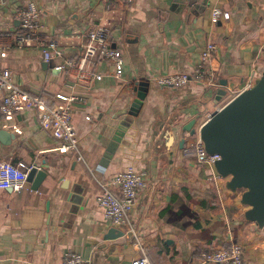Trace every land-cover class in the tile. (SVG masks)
I'll return each mask as SVG.
<instances>
[{
    "label": "crops",
    "instance_id": "0c3cea01",
    "mask_svg": "<svg viewBox=\"0 0 264 264\" xmlns=\"http://www.w3.org/2000/svg\"><path fill=\"white\" fill-rule=\"evenodd\" d=\"M30 1L41 11L43 35L61 52L48 62L40 45L17 48L6 36ZM214 8L230 18L212 24ZM100 22L122 54L123 77L98 60L93 71L101 80H77L68 62L83 56L85 34ZM209 43L220 86L156 84L191 75ZM0 47V71L13 85L48 105L57 93L80 99L72 113L79 155L58 150L34 109L0 117V161L46 172L36 190L27 180L18 192L0 189V264H62L65 252L81 254L82 264H132L140 256L149 264H202V252L231 242L243 246L244 264H264V228L244 219L240 193L227 190L215 168L186 153L184 131L192 120L198 130L263 72L264 0H0ZM136 82L148 90L133 115ZM218 91L224 95L215 101ZM129 167L144 171L147 183L127 223L112 227L96 203L100 183ZM111 228L123 236L106 239Z\"/></svg>",
    "mask_w": 264,
    "mask_h": 264
},
{
    "label": "built area",
    "instance_id": "2783aa9c",
    "mask_svg": "<svg viewBox=\"0 0 264 264\" xmlns=\"http://www.w3.org/2000/svg\"><path fill=\"white\" fill-rule=\"evenodd\" d=\"M132 4L135 0H125ZM253 1V0H248ZM18 28L6 34L12 37L17 48H30L40 45L41 54L45 62L61 55L56 40L47 39L43 35L40 23L41 11L32 1L17 13ZM228 20L229 13L218 8L211 11V23L217 24L220 19ZM110 27L100 22L89 28L85 34L83 56L78 61L68 62L70 68L76 71L75 79L84 81L90 78L101 80V75L93 70L98 60L112 63L114 78L123 77V57L121 52L111 45ZM0 47V51H1ZM216 46L207 44L201 53V61L191 75L174 74L155 79L157 85L179 88L187 85L190 80L198 82L205 88L217 87L215 73L209 68L212 53ZM57 69H63L58 66ZM251 85H247V88ZM220 86V85H219ZM5 91L0 101V117H6L19 112L21 109H34L40 127L47 131L59 143L58 150L62 153H76L79 155V140L72 123L73 106L80 99L76 96L55 94L56 102L48 105L44 98L34 97L13 85L8 71H0V92ZM220 109V108H219ZM187 154L193 155L200 165L210 166L219 159L217 155H209L198 134L185 148ZM27 172L21 166L8 161H0V189L20 191L26 182ZM146 173L133 167L115 174L109 181L100 183L101 193L96 199L97 206L102 210L104 222L112 227H120L127 223L128 210L136 201L139 191L146 186ZM245 251L241 244L231 242L225 247L204 251L200 254L202 264H244ZM83 257L79 253L65 252L62 264H82ZM132 264H149L145 256L136 258Z\"/></svg>",
    "mask_w": 264,
    "mask_h": 264
},
{
    "label": "water",
    "instance_id": "95a60500",
    "mask_svg": "<svg viewBox=\"0 0 264 264\" xmlns=\"http://www.w3.org/2000/svg\"><path fill=\"white\" fill-rule=\"evenodd\" d=\"M147 84L135 83L137 96L129 114L136 115L147 93ZM224 95L218 91L215 101ZM192 120L184 131L189 136L199 135L209 155L219 159L214 168L225 188L232 193H240L241 204L247 207L243 217L264 228V70L253 78L251 85L238 93L220 109L210 113L208 120L198 130ZM184 142V141H183ZM46 177V172L33 166L26 180L36 190ZM116 228L107 232L106 239L122 237Z\"/></svg>",
    "mask_w": 264,
    "mask_h": 264
},
{
    "label": "rangeland",
    "instance_id": "374dc122",
    "mask_svg": "<svg viewBox=\"0 0 264 264\" xmlns=\"http://www.w3.org/2000/svg\"><path fill=\"white\" fill-rule=\"evenodd\" d=\"M213 93V95H214V92H212ZM211 102V101H210ZM195 139V136H190L189 137V141L191 142V141H193Z\"/></svg>",
    "mask_w": 264,
    "mask_h": 264
}]
</instances>
